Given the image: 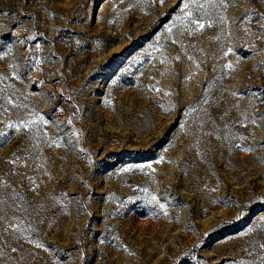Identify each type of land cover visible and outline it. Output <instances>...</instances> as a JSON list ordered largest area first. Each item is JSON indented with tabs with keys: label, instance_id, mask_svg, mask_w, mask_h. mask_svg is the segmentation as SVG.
I'll return each mask as SVG.
<instances>
[{
	"label": "rangeland",
	"instance_id": "374dc122",
	"mask_svg": "<svg viewBox=\"0 0 264 264\" xmlns=\"http://www.w3.org/2000/svg\"><path fill=\"white\" fill-rule=\"evenodd\" d=\"M183 3L0 0V208L25 229L0 219V264L254 258L264 0H229L195 31L176 20ZM29 113L48 121L39 135L7 127Z\"/></svg>",
	"mask_w": 264,
	"mask_h": 264
},
{
	"label": "snow or ice",
	"instance_id": "6c2138e0",
	"mask_svg": "<svg viewBox=\"0 0 264 264\" xmlns=\"http://www.w3.org/2000/svg\"><path fill=\"white\" fill-rule=\"evenodd\" d=\"M159 2L161 4H163L164 0H159ZM229 2V0H220L219 3H212L211 0H205L204 3H200L199 0H184V3H183V14L182 15H178L176 17V20L177 21H180V22H188L190 23L191 25V28L188 29L189 31H195L196 29H201L203 30L206 26V24H208L209 26H211L212 24V20L208 19V17L211 15V12L208 11L209 9H212V10H215V9H219V8H223L227 5V3ZM193 9L199 11V12H203L204 13V18L201 19V18H196L194 16V13H193ZM262 19H264V16L261 17ZM172 31V28L169 27L168 28V32L171 33ZM232 49L229 48L228 49V52H231ZM177 59H179V57H177ZM227 67L230 69L232 67L231 63H229L227 65ZM12 75L13 76H17V73L15 72V70H13L12 72ZM8 105L10 107H27V105H24V104H18L16 102V100L12 97V96H7L5 97ZM205 103L207 104L208 101L205 100ZM2 107V106H0ZM62 111V110H61ZM29 118H22L20 116L17 117V123H12V122H9L7 124V127L8 128H14L16 130H20L21 128L27 130L29 133L32 132L33 129L36 130V134L39 135L40 134V128H39V122L40 121H43L44 124H47L48 121L46 120H43V117L39 116V115H36L35 116V119H32L30 118L33 114L32 113H29L27 114ZM245 120L248 119L247 116L244 117ZM252 123H255L256 120L253 119L251 121ZM243 126H246V125H243ZM46 134V133H45ZM0 135H4V133L0 132ZM240 139H243V137H240ZM59 146V145H57ZM68 146H71V142H69V145ZM239 147V145H238ZM243 150H246V151H251L252 149L251 148H247V149H243ZM18 159V158H17ZM162 159L161 158V162H162ZM10 163H13L15 164L16 163V160H13V161H10ZM149 167H151V165H149ZM4 187H10L9 185L5 184L3 185ZM35 181H33V189L35 188ZM144 192H147L148 189H143ZM13 195H15V190L13 189ZM18 200H23L24 198L23 197H17ZM153 199L155 200L156 197H153ZM6 202V200L4 198H0V204H4ZM11 207L15 208L16 211H24V208H23V204L22 203H13L11 205ZM161 207H164V205H161ZM0 219H3L5 221V228H4V231L10 233V235H15L16 232L18 231H25L24 228H22L19 224V221H20V217H16V216H13V217H9L7 216L5 213H4V209L3 208H0ZM29 228L32 227V225L30 223H28L27 225ZM248 231L251 233L253 231L252 228H249ZM250 247H253L254 248V252H255V256L254 258L252 259H249V260H242L240 261V264H264V255H261V253H264V243H260L258 245H250ZM12 252H16L18 251L17 248H12L11 249ZM7 254V253H5ZM250 256H253V253H249Z\"/></svg>",
	"mask_w": 264,
	"mask_h": 264
}]
</instances>
